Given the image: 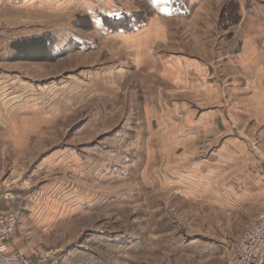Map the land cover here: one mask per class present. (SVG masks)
Here are the masks:
<instances>
[{
    "label": "rangeland",
    "instance_id": "obj_1",
    "mask_svg": "<svg viewBox=\"0 0 264 264\" xmlns=\"http://www.w3.org/2000/svg\"><path fill=\"white\" fill-rule=\"evenodd\" d=\"M200 10L212 21L171 29L193 57L208 56L226 93L241 76L238 2L211 0ZM0 14L1 84L21 87L16 110L1 108L21 133L15 142L0 127L1 209L15 215L11 238L35 264H232L243 230L264 216V176L251 175L257 164L264 174V137L241 116L240 100L221 102L231 130L188 140L184 120L166 117L179 101L171 89L157 105L148 88L163 86L153 73L109 72V54L95 49L83 17ZM196 25L213 36L207 43L190 38ZM25 39L42 44L15 46ZM178 97L194 114L215 106ZM195 163L202 166L193 172ZM13 180L17 189H8Z\"/></svg>",
    "mask_w": 264,
    "mask_h": 264
},
{
    "label": "crops",
    "instance_id": "obj_2",
    "mask_svg": "<svg viewBox=\"0 0 264 264\" xmlns=\"http://www.w3.org/2000/svg\"><path fill=\"white\" fill-rule=\"evenodd\" d=\"M209 1L211 0H0V12L4 9L18 12L28 10L31 15L54 16L65 21H72L71 18L75 15L83 17L90 31H95L97 34V41L93 39L97 45L95 49L109 54L111 62L107 68L109 72L124 71L127 78L146 71L153 73L163 86L148 88L153 93L158 91V94L155 92L157 105H160L161 99L166 98L161 96L163 89L167 87L171 89L173 99L179 101H171V104H168L166 117L175 115L184 120L185 137L191 138L188 140L195 139L194 135L204 138L210 133H225L231 130L230 123L225 119L226 107H223V103L230 99L234 102L236 98L240 100L241 105L238 109L243 111L241 116L249 121L251 130L261 131V136L264 137V0H237L240 12L241 50L236 67L241 76L231 78L226 93L218 87L221 83L218 69L213 68L207 59L208 56L193 57L188 45L180 43L179 37L174 36L171 29L178 21L194 20L196 23L212 21L208 18V14L200 10ZM124 14H140L145 20L132 28L129 27L132 23L127 21L124 28L115 27L111 20L121 19ZM104 18H109L110 22L105 23ZM60 23L63 25L62 21ZM188 32L190 38L198 45L207 43L213 37L208 30L198 25L194 29L191 26ZM80 36L82 35L79 34L76 38ZM226 67L231 69L233 62H228ZM3 81L5 79L0 77V86L3 85L1 84ZM14 87L16 93L12 97H5L4 88H9L11 92ZM20 91L21 87L17 88L16 83L13 82L8 83L7 87H0V127L9 129L6 132H9L10 136L13 135L15 142L20 141L18 138H21V133L16 132L15 120L1 108L7 102L11 105L8 106L10 109L16 110L14 105L18 103ZM37 92L40 95L41 92L43 93L39 90ZM182 94L201 99L205 108L210 106L208 105L210 100L215 106L194 114L196 110L190 109L188 102L184 103L181 98H176ZM34 96V101L40 100L36 94ZM36 104L34 102L26 105ZM235 108L236 105H233V109L227 113L233 116ZM10 109L9 111L12 112ZM153 112L156 113L155 109ZM180 135L182 136V133ZM233 140L234 138L224 141ZM200 166L201 163H195L191 171H198L195 167ZM251 170V175L256 178L264 176L260 173L261 168L258 164ZM222 171L218 172L222 173ZM235 177L241 178L238 174ZM15 183L16 180H13L7 183L6 187L15 189L13 187L18 185ZM33 254L31 251L24 252L12 238L0 243V264H11L15 255L34 261Z\"/></svg>",
    "mask_w": 264,
    "mask_h": 264
},
{
    "label": "built area",
    "instance_id": "obj_3",
    "mask_svg": "<svg viewBox=\"0 0 264 264\" xmlns=\"http://www.w3.org/2000/svg\"><path fill=\"white\" fill-rule=\"evenodd\" d=\"M0 186V243L16 232L17 220L13 213L4 212ZM232 264H264V216L252 222L244 230L231 251ZM11 264H35L26 257L15 255Z\"/></svg>",
    "mask_w": 264,
    "mask_h": 264
},
{
    "label": "trees",
    "instance_id": "obj_4",
    "mask_svg": "<svg viewBox=\"0 0 264 264\" xmlns=\"http://www.w3.org/2000/svg\"><path fill=\"white\" fill-rule=\"evenodd\" d=\"M141 17L139 15H125L124 14V15H122L121 19L111 20V22L113 23V25L115 27L124 28L125 23L127 21V22L132 23V25L129 26L130 28H132L133 26H136V25L143 22V19H142L143 17L142 18ZM104 22L105 23L110 22L109 18H104ZM46 43H47V40H46ZM38 44H42V42L41 41L39 42V40H34V39H25L23 41L16 42L15 46H21L24 49V48L28 47L29 45L35 47V46H38ZM28 48H30V47H28Z\"/></svg>",
    "mask_w": 264,
    "mask_h": 264
}]
</instances>
